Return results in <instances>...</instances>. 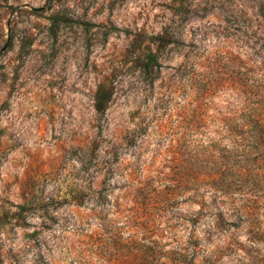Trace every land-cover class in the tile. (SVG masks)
<instances>
[{
    "label": "rangeland",
    "instance_id": "obj_1",
    "mask_svg": "<svg viewBox=\"0 0 264 264\" xmlns=\"http://www.w3.org/2000/svg\"><path fill=\"white\" fill-rule=\"evenodd\" d=\"M260 89L264 0H0V264L147 219L167 264H264V178L231 167Z\"/></svg>",
    "mask_w": 264,
    "mask_h": 264
},
{
    "label": "trees",
    "instance_id": "obj_2",
    "mask_svg": "<svg viewBox=\"0 0 264 264\" xmlns=\"http://www.w3.org/2000/svg\"><path fill=\"white\" fill-rule=\"evenodd\" d=\"M49 1L52 2L53 0ZM156 39L162 43V38ZM98 107H100V101ZM246 114L248 115L247 118L240 119L241 123L238 124L235 130H232V141H236L241 154L240 161L231 165V167H235V172H238L236 185H233L236 186L235 188H256L260 177L264 178V151L260 150L258 153L251 151L257 141L264 142L263 89L254 91L251 106ZM251 176H254V178L251 179ZM238 192L242 193V189ZM219 214L223 217L221 212ZM141 228L138 231L139 237L132 236L126 240H123V234L117 229L113 233L107 231L99 245V253H93L86 261L81 259L75 261L74 264H96L95 259L98 263L104 262V264H167L166 259L169 256L162 244L165 238L164 235H160L159 229L155 227L154 222L150 219L141 223ZM185 253V249L177 252V258L175 259L177 264H185Z\"/></svg>",
    "mask_w": 264,
    "mask_h": 264
}]
</instances>
